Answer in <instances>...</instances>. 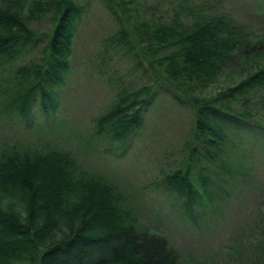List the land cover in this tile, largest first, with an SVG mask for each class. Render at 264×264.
I'll return each instance as SVG.
<instances>
[{"label": "trees", "instance_id": "obj_1", "mask_svg": "<svg viewBox=\"0 0 264 264\" xmlns=\"http://www.w3.org/2000/svg\"><path fill=\"white\" fill-rule=\"evenodd\" d=\"M82 1L34 2L28 9L32 16L40 19L51 11L49 28L36 30L28 25L21 0H0V80L7 84L3 65L23 50L38 47L40 52L37 60L19 65L13 83L2 88L5 109L27 118L34 105L49 115L58 104L54 88L70 70ZM108 2L121 14L113 10L119 29L107 40L128 47L134 58H146L136 65L142 64L150 81L123 93L98 115L95 133L106 135L124 153L152 104L167 98L190 108L186 158L163 175L161 184L182 198L187 216L195 220L196 207L207 209L220 197L213 187L223 192L222 176L246 172L236 165L246 152L232 150L244 145L245 137L264 138V125L245 108L251 103L248 95L264 89V32L253 34L224 14L206 13L190 23L154 18L141 24L145 31L134 28V34L127 21L129 0ZM231 67L242 75L235 84L212 95L200 92L201 85ZM204 161L215 168L205 167ZM5 196L16 198L20 209L4 205ZM0 264L181 263L163 235L138 228L117 185L85 174L68 152L20 149L0 156Z\"/></svg>", "mask_w": 264, "mask_h": 264}, {"label": "rangeland", "instance_id": "obj_2", "mask_svg": "<svg viewBox=\"0 0 264 264\" xmlns=\"http://www.w3.org/2000/svg\"><path fill=\"white\" fill-rule=\"evenodd\" d=\"M36 1L21 0L22 13L31 28L47 30L50 9L40 19L28 12ZM82 4L71 45L70 70L64 83L53 87L58 104L49 115L34 105L27 118H22L5 109L3 101L2 88L13 83L19 65L38 59L39 48L23 50L3 65L7 84L0 80V156L20 149L68 152L85 174L117 185L122 205L138 228L163 235L176 249L181 264H264V138L241 137L244 145L232 151L246 152L236 163L246 172L222 176L223 192L213 187L220 197L207 209L196 207L199 214L195 220L187 216L182 198L166 189L161 180L186 158L192 110L167 98L158 100L144 113V124L124 153L110 144L106 135H97L98 115L150 78L142 73L141 63L142 68L136 65L137 61L146 63V58H134V51L127 52L128 47L107 40L119 29L112 13L121 14L119 7L108 0H83ZM128 12L129 18L132 13L133 19L127 21L134 34L137 28L145 31L141 24L154 18L172 21L177 17L190 23L206 13L224 14L253 34L264 32V0H129ZM232 68L201 85L200 92L212 95L235 84L242 75ZM248 97L251 103L245 108L252 119L264 125V89ZM203 165L215 168L207 161ZM192 168L198 172V166ZM209 172L205 173L212 176ZM200 190L203 192L202 187ZM3 204L20 209L16 198L5 196Z\"/></svg>", "mask_w": 264, "mask_h": 264}]
</instances>
